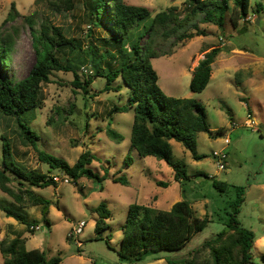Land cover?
I'll use <instances>...</instances> for the list:
<instances>
[{"label":"rangeland","instance_id":"1","mask_svg":"<svg viewBox=\"0 0 264 264\" xmlns=\"http://www.w3.org/2000/svg\"><path fill=\"white\" fill-rule=\"evenodd\" d=\"M124 1L146 6L152 13L175 5L180 16L187 7L186 0ZM82 2L74 0L72 10L57 11L44 0H0V29L11 31L17 27L9 63L1 66L2 74L12 80L22 79L35 61L31 28L24 16H30L36 28L40 20H50L66 36L80 40L83 47L89 39L99 44L93 39L96 36L108 37L109 33L102 28H93L92 36L88 37L87 10ZM259 2L263 7L256 10ZM12 3L15 11L9 15ZM247 15L250 19L240 18L235 27L227 16L219 27L202 22L200 13L184 29L203 34L183 40L170 37L160 47L161 55L150 60L159 74L158 85L166 95L194 98L205 107L212 132H199L196 136L195 150L202 157L193 158L181 143L171 141L172 159L184 163L191 174L188 180L174 181V172L164 160L151 155L141 157L131 147L133 107L128 106V88L121 77L114 82L121 84L118 91H101L106 79L96 77L89 93H84L73 84L71 71H53L49 81L40 86L43 107L25 111L23 121L37 133L39 148L70 165L76 162L86 143L95 156L89 167L104 178L82 176L76 182L70 179L44 187L24 182L23 187L29 192L47 200L46 204L26 208H19L0 189V240L21 235L27 249L38 248L47 257L58 255L64 264H169L188 257L193 248L225 227L232 211L230 202L236 197V189L243 187L237 219L255 234L249 264H264V0H249ZM213 46H218L220 52L211 65L210 80L203 91L193 92L189 88L192 70ZM85 73L79 71L80 80ZM113 104L127 105L126 111L114 113L110 121V127L122 135L119 142L106 133L105 115ZM247 120L252 122L251 126L245 123ZM217 129L221 131L216 132ZM1 135L10 142L13 160L24 169L61 174L38 160L37 151L23 139L14 118L3 115H0V164ZM222 148L227 157L225 168L219 169L212 152ZM117 175H124L129 184L114 182ZM214 180L225 181L227 190L219 191L213 185ZM158 181L169 185L160 186ZM181 199L190 202L197 216L209 219L184 247L151 252L139 261L118 256L121 226L129 204L137 202L168 210ZM100 202L107 204L111 217L109 227L96 237L97 215L93 208ZM2 206L17 209L25 216V222L6 216ZM80 221L85 222L83 231L68 237V232ZM29 223L39 228L28 230ZM0 264H3L1 254Z\"/></svg>","mask_w":264,"mask_h":264},{"label":"trees","instance_id":"2","mask_svg":"<svg viewBox=\"0 0 264 264\" xmlns=\"http://www.w3.org/2000/svg\"><path fill=\"white\" fill-rule=\"evenodd\" d=\"M53 9L69 11L74 8V0H44ZM87 10V35L92 36L93 28L105 29L109 34L96 36L88 40L83 47L80 40L66 36L60 26L44 18L34 27L33 19L24 16L31 28L32 45L35 49V61L27 75L19 80H12L2 74V64H8L14 46L13 35L17 27L10 30L0 29V115L13 117L21 136L36 151L39 161L46 163L49 169L64 174L72 182L82 176L101 180L89 165L95 158L85 143V149L76 162L70 165L63 158L52 155L37 146V133L23 121L22 115L27 110L41 109L40 86L49 81L53 71H71L73 84L84 93H89V86L96 77H104L106 84L101 91H118L121 84H114L121 77L128 88V106L133 107L130 145L141 156H154L164 160L173 170L174 181L188 180L185 165L180 160H173L171 141L181 143L200 159L202 155L195 150V140L199 132L211 133L205 107L198 100L190 97L166 95L158 85L159 74L151 64V58L161 55L162 47L170 37L177 40L192 38L203 34L202 31L187 32L184 27L203 13L201 21L214 23L221 27L228 16L232 26L240 18L248 16L249 0H186V10L180 16L175 5L152 13L143 5L127 3L124 0H83ZM256 4V10L262 9ZM11 4L9 15L14 11ZM230 12V14H229ZM13 18V17H12ZM143 40V42H142ZM160 51V52H159ZM220 52L213 46L205 52L192 70L189 88L201 92L207 86L211 76V65ZM79 71L86 72L80 80ZM127 110V105L113 104L107 111L108 137L119 142L122 135L110 127L111 117L116 112ZM30 113V112H29ZM221 131L217 129L216 132ZM2 162L0 164V189L11 196L19 208L37 204H46L47 200L24 188V182L32 186L44 187L56 182L49 173L34 169L26 170L12 158L11 145L6 136L1 135ZM120 171V170H119ZM114 182L128 185L124 175H117ZM158 185L167 187L168 182L158 181ZM214 187L219 191L227 190V183L214 180ZM243 187L236 189V197L230 202L225 227L193 248L189 256L169 264H249L251 247L255 240L252 230L242 226L237 219L239 207L243 201ZM6 216L25 222V216L17 209L2 206ZM96 213L94 232L99 237L109 227L111 212L105 202L93 208ZM209 219L199 217L186 199L174 202L170 209L162 210L150 205L133 202L129 204L126 218L121 226L122 236L117 254L121 259L142 260L145 255L158 250H178L186 245L193 234L202 230ZM28 224V230L33 231ZM109 239V237H107ZM0 254L3 264H64L60 256L47 257L38 248L27 249L25 238L16 235L11 239L0 240ZM264 258V255H263Z\"/></svg>","mask_w":264,"mask_h":264},{"label":"built area","instance_id":"3","mask_svg":"<svg viewBox=\"0 0 264 264\" xmlns=\"http://www.w3.org/2000/svg\"><path fill=\"white\" fill-rule=\"evenodd\" d=\"M250 17L247 16L246 17V20H249ZM245 123L247 125H252V122L250 120H247L245 121ZM225 143H228V139L225 138L224 140ZM212 157L213 159L216 161V164H217V167L219 169H224L225 168V165H224V160L226 159L227 157V154L226 152L224 151V148L220 149V150H217V151H213L212 152ZM52 175V179L55 181V182H69V179L64 175V174H51ZM85 225V222L84 221H80L77 226L70 232H68L67 236L68 237H72L74 234H80L82 231H83V226ZM30 228L33 229V230H37L39 228V226L37 224L35 225H30Z\"/></svg>","mask_w":264,"mask_h":264},{"label":"water","instance_id":"4","mask_svg":"<svg viewBox=\"0 0 264 264\" xmlns=\"http://www.w3.org/2000/svg\"><path fill=\"white\" fill-rule=\"evenodd\" d=\"M35 197H36L35 195L32 196V198H35Z\"/></svg>","mask_w":264,"mask_h":264},{"label":"crops","instance_id":"5","mask_svg":"<svg viewBox=\"0 0 264 264\" xmlns=\"http://www.w3.org/2000/svg\"><path fill=\"white\" fill-rule=\"evenodd\" d=\"M211 77V76H210ZM244 99V98H243Z\"/></svg>","mask_w":264,"mask_h":264}]
</instances>
